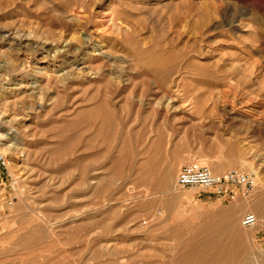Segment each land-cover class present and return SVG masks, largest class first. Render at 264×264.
I'll return each instance as SVG.
<instances>
[{"label":"rangeland","instance_id":"rangeland-1","mask_svg":"<svg viewBox=\"0 0 264 264\" xmlns=\"http://www.w3.org/2000/svg\"><path fill=\"white\" fill-rule=\"evenodd\" d=\"M0 132V264H264V0H0Z\"/></svg>","mask_w":264,"mask_h":264},{"label":"built area","instance_id":"built-area-1","mask_svg":"<svg viewBox=\"0 0 264 264\" xmlns=\"http://www.w3.org/2000/svg\"><path fill=\"white\" fill-rule=\"evenodd\" d=\"M9 162L7 155L0 149V163L7 166ZM177 184L180 187L200 186L216 195L233 198L239 193L252 194L257 182L256 176L245 170L232 169L223 174H216L207 164L191 162L181 167ZM258 221V215L253 212H248L242 219L245 226H253Z\"/></svg>","mask_w":264,"mask_h":264},{"label":"bare ground","instance_id":"bare-ground-1","mask_svg":"<svg viewBox=\"0 0 264 264\" xmlns=\"http://www.w3.org/2000/svg\"><path fill=\"white\" fill-rule=\"evenodd\" d=\"M92 38V37H91ZM85 40H87V41H89L90 40V37L88 38V37H85ZM64 41H65V39H64ZM73 41V40H72ZM75 41H78L77 39L75 40ZM63 43V42H62ZM71 42H70V40H66L65 41V43H63V45L61 46V47H58L54 52V55L53 56H57V54H59V53H62V52H64V51H66L67 49H68V46H69V44H70ZM77 48H78V46H77ZM77 48H75V49H77ZM79 48H81V46L79 47ZM70 49V48H69ZM93 53V52H92ZM52 54V53H51ZM106 55V54H105ZM52 56V57H53ZM48 57V56H47ZM38 58V57H37ZM104 59V58H103ZM43 61V60H42ZM85 61V60H84ZM88 62V61H87ZM85 64V63H84ZM89 64V63H88ZM85 65V67H87V66H90V65ZM36 65V64H35ZM84 66V65H83ZM82 68H84V67H82ZM87 68H90V67H87ZM90 69H93L92 67L90 68ZM39 70V69H38ZM89 70V69H88ZM67 70H65V71H62V72H66ZM71 71V70H70ZM69 71V72H70ZM30 72V71H29ZM40 72H42V71H40ZM68 72V71H67ZM89 73H91V70L90 71H88ZM88 73V74H89ZM51 74V73H50ZM49 74V75H50ZM61 74V73H60ZM63 74V73H62ZM61 74V75H62ZM66 74V73H65ZM97 74V73H96ZM55 75V74H54ZM94 75V74H93ZM46 77V76H45ZM65 77V76H64ZM96 77V76H95ZM49 78V77H48ZM38 79V78H37ZM65 79V78H64ZM24 81V80H23ZM8 82V81H7ZM20 83V82H19ZM27 83V82H26ZM18 84V83H17ZM24 85H25V83H24ZM30 86V85H29ZM39 86V85H38ZM16 87V86H15ZM27 87H28V84H27ZM19 88H21V87H19ZM29 88V87H28ZM10 90V89H9ZM42 91V90H41ZM24 92V91H23ZM39 92V91H38ZM44 92V91H43ZM4 94V93H3ZM14 94V93H13ZM12 94V95H13ZM8 96V95H7ZM170 99H173V98H170ZM43 100V99H42ZM42 100H41V102H42ZM174 100V99H173ZM170 101V100H169ZM168 101V102H169ZM12 102V101H11ZM6 103V102H5ZM171 102H169V104H170ZM173 103V102H172ZM8 104V103H7ZM167 104V103H166ZM171 105V104H170ZM178 107V106H177ZM175 108H176V106H175ZM6 139V137H5V134L4 133H1L0 132V140H5ZM1 144H5V143H1ZM93 180V179H92ZM169 180L170 181H174V177H173V175H170V177H169ZM259 225V224H258Z\"/></svg>","mask_w":264,"mask_h":264}]
</instances>
